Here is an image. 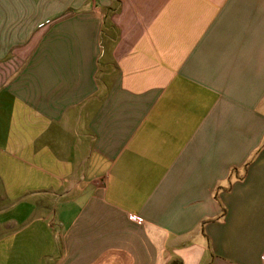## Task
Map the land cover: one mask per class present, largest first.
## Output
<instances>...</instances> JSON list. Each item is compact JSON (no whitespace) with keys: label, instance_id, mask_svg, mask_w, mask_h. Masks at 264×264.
<instances>
[{"label":"crops","instance_id":"1","mask_svg":"<svg viewBox=\"0 0 264 264\" xmlns=\"http://www.w3.org/2000/svg\"><path fill=\"white\" fill-rule=\"evenodd\" d=\"M0 187L2 264H264V0H0Z\"/></svg>","mask_w":264,"mask_h":264},{"label":"rangeland","instance_id":"2","mask_svg":"<svg viewBox=\"0 0 264 264\" xmlns=\"http://www.w3.org/2000/svg\"><path fill=\"white\" fill-rule=\"evenodd\" d=\"M2 189L3 188L0 187V193H1ZM1 200H2V197H0V216H2V213H3L4 209L10 206L9 203H4ZM2 233H3V224L0 221V235H2ZM0 248H1V250L3 249V244L2 243H0ZM3 258L4 257H3V252H2V257H0V264H2Z\"/></svg>","mask_w":264,"mask_h":264},{"label":"built area","instance_id":"3","mask_svg":"<svg viewBox=\"0 0 264 264\" xmlns=\"http://www.w3.org/2000/svg\"><path fill=\"white\" fill-rule=\"evenodd\" d=\"M135 220H140V217H138V216H134L133 217ZM262 260H263V263H264V255L262 256Z\"/></svg>","mask_w":264,"mask_h":264}]
</instances>
